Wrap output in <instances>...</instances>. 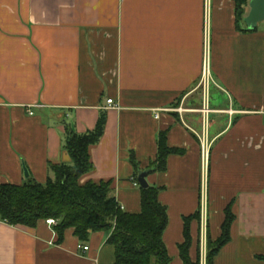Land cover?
<instances>
[{"label":"crops","instance_id":"0c3cea01","mask_svg":"<svg viewBox=\"0 0 264 264\" xmlns=\"http://www.w3.org/2000/svg\"><path fill=\"white\" fill-rule=\"evenodd\" d=\"M250 2L240 15L235 0H0V182L23 184L27 168L46 183L53 165L73 163L67 132L105 115L82 183L111 180L122 208L139 213L149 170L170 264H184L194 214L189 255L207 264L228 207L231 238L215 264H264V20L248 28ZM163 132L182 152L159 171ZM108 237L83 242L68 228L59 242L47 220H0V264H116Z\"/></svg>","mask_w":264,"mask_h":264},{"label":"trees","instance_id":"16d2710c","mask_svg":"<svg viewBox=\"0 0 264 264\" xmlns=\"http://www.w3.org/2000/svg\"><path fill=\"white\" fill-rule=\"evenodd\" d=\"M235 2L241 15L246 0ZM105 122V115H102L91 131L83 134L67 132L66 148L73 163L53 165L54 177L46 183L30 177L23 184L0 182V220L35 227L40 220L54 218L59 242L68 228H74L75 235L83 242L88 241L93 232L106 231L109 232L107 242L115 247L116 264H170L171 257L163 241L168 212L158 199L159 187L141 186L142 210L129 213L118 202L111 180L81 182V178L94 169L90 147L104 134ZM178 152L182 150L168 146L166 133H161L154 170L164 171L167 157ZM132 162L136 165L134 157ZM198 215L184 218L185 241L180 245L184 264H200L193 262L189 255V223ZM234 218L228 207L220 238L208 244L207 264H215L216 254L230 240ZM258 257L264 260V255Z\"/></svg>","mask_w":264,"mask_h":264},{"label":"water","instance_id":"95a60500","mask_svg":"<svg viewBox=\"0 0 264 264\" xmlns=\"http://www.w3.org/2000/svg\"><path fill=\"white\" fill-rule=\"evenodd\" d=\"M251 10L249 14L244 18L248 28L254 29L257 27L259 22L264 20V0H251L250 2ZM149 170L140 171L138 176V182L142 187H147L149 185L147 181V175ZM26 177H29L28 169L25 168Z\"/></svg>","mask_w":264,"mask_h":264},{"label":"built area","instance_id":"2783aa9c","mask_svg":"<svg viewBox=\"0 0 264 264\" xmlns=\"http://www.w3.org/2000/svg\"><path fill=\"white\" fill-rule=\"evenodd\" d=\"M114 100L112 98L108 99L109 104H113ZM206 112L208 111L207 108L204 109ZM30 114H34L33 111L29 112ZM158 116V114H157ZM202 145H203V159H204V167L207 166L208 158H209V148H210V142L208 141V138L204 135L202 138ZM47 222L50 224H57V221L54 218L47 219ZM83 250H88L89 246L88 245H83L81 246Z\"/></svg>","mask_w":264,"mask_h":264}]
</instances>
